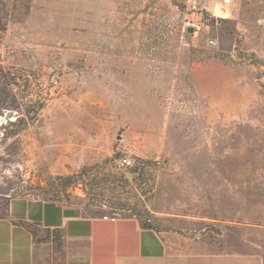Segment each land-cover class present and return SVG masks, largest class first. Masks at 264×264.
<instances>
[{"label":"rangeland","instance_id":"obj_1","mask_svg":"<svg viewBox=\"0 0 264 264\" xmlns=\"http://www.w3.org/2000/svg\"><path fill=\"white\" fill-rule=\"evenodd\" d=\"M15 196L264 257V0H0V213Z\"/></svg>","mask_w":264,"mask_h":264},{"label":"crops","instance_id":"obj_2","mask_svg":"<svg viewBox=\"0 0 264 264\" xmlns=\"http://www.w3.org/2000/svg\"><path fill=\"white\" fill-rule=\"evenodd\" d=\"M28 224L51 237L37 240ZM173 238L135 216H93L78 205L20 196L0 219V264H264L257 253L190 254Z\"/></svg>","mask_w":264,"mask_h":264},{"label":"trees","instance_id":"obj_3","mask_svg":"<svg viewBox=\"0 0 264 264\" xmlns=\"http://www.w3.org/2000/svg\"><path fill=\"white\" fill-rule=\"evenodd\" d=\"M17 196H15V197H11L10 199H9V201H8V203H7V208H6V210H4L2 213H0V219L1 218H5V217H7L8 215H9V207H10V203H11V200L13 199V198H16ZM143 226L145 227V228H153V226L151 225V224H149L148 222H143ZM28 227L31 229V231L35 234V236H37V233H38V231H40V229L36 226V225H32V224H28ZM46 232H48V233H50L49 231H46ZM55 239L59 242V244H60V241H61V237H60V235L57 233L56 235H55Z\"/></svg>","mask_w":264,"mask_h":264},{"label":"built area","instance_id":"obj_4","mask_svg":"<svg viewBox=\"0 0 264 264\" xmlns=\"http://www.w3.org/2000/svg\"><path fill=\"white\" fill-rule=\"evenodd\" d=\"M221 3H228L230 0H219ZM192 9L197 11V10H201V7H199L196 3V1H194L191 5ZM206 8V7H205ZM195 28L199 29V27L195 24H192ZM214 42V41H213ZM212 42V43H213ZM123 165H131V160L130 159H124L123 160Z\"/></svg>","mask_w":264,"mask_h":264},{"label":"water","instance_id":"obj_5","mask_svg":"<svg viewBox=\"0 0 264 264\" xmlns=\"http://www.w3.org/2000/svg\"><path fill=\"white\" fill-rule=\"evenodd\" d=\"M192 32V30H190Z\"/></svg>","mask_w":264,"mask_h":264},{"label":"bare ground","instance_id":"obj_6","mask_svg":"<svg viewBox=\"0 0 264 264\" xmlns=\"http://www.w3.org/2000/svg\"><path fill=\"white\" fill-rule=\"evenodd\" d=\"M222 11H223V10H222ZM222 11H221V12H222Z\"/></svg>","mask_w":264,"mask_h":264}]
</instances>
